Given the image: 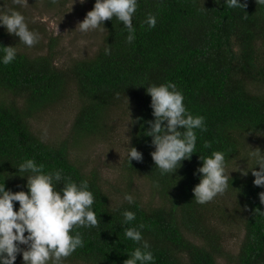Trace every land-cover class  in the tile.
Listing matches in <instances>:
<instances>
[{
	"label": "trees",
	"instance_id": "16d2710c",
	"mask_svg": "<svg viewBox=\"0 0 264 264\" xmlns=\"http://www.w3.org/2000/svg\"><path fill=\"white\" fill-rule=\"evenodd\" d=\"M42 1L49 7L65 3ZM86 2L91 11L95 0ZM149 13L157 18L152 29L141 27ZM133 25L136 39L128 44L123 25L116 19L105 21L107 31L93 55L59 66L57 37L51 36L48 44L41 42L37 54L34 46L26 47L0 27V45L17 49L13 63L0 65V183L4 181L6 190L26 192V178L15 168L30 158L43 164L46 172L63 169L77 183L88 181L100 224L77 229L84 247L64 264H124L127 253L137 246L125 239L124 229L140 223L145 225L142 234L155 264H264V214L259 213L264 212L259 200L264 188L254 186L250 171L243 176L232 168L248 156V142L264 144V134H257L264 133V5L247 0L245 9H230L224 0H138ZM107 44L109 55L104 51ZM166 82L176 84L186 109L203 116L207 129L196 130L195 152L172 178L161 177L155 169L151 138L144 135L146 122L154 119L145 87ZM71 87L79 109L68 135L63 140L46 139L35 125L46 110L71 102L67 97ZM121 112L130 113V147L143 156L141 162L130 164L125 157L124 188L73 156L90 142L109 140L114 116ZM205 142L211 148H204ZM213 151L225 152L226 171H233L224 193L229 199L217 196L200 205L192 193L200 179L194 173L202 166L199 157ZM253 166L245 163L240 170ZM135 178L146 181L152 196L134 197L130 205L123 196L134 195ZM157 181L159 188L153 186ZM124 210L135 212L131 224L123 223ZM225 225L236 228L229 238ZM234 236L241 238L237 254L228 248ZM15 264H22L20 255Z\"/></svg>",
	"mask_w": 264,
	"mask_h": 264
},
{
	"label": "clouds",
	"instance_id": "9594fccd",
	"mask_svg": "<svg viewBox=\"0 0 264 264\" xmlns=\"http://www.w3.org/2000/svg\"><path fill=\"white\" fill-rule=\"evenodd\" d=\"M51 2L56 3V0ZM85 2L80 0L82 4ZM255 2L264 5V0ZM12 3L19 7L28 4L27 0H12ZM224 5L230 9H245L247 0L244 3L241 0H224ZM137 9L138 0H95L93 9L78 23L76 30L80 33L107 31L105 21L116 19L127 30L125 42L131 44L136 39L133 19ZM156 23V16L149 13L141 22V27L146 24L152 29ZM0 27L17 37L19 43L26 47L31 48L39 43V33L30 30L25 16L15 9L0 10ZM104 51L105 55H109L111 46L107 44ZM16 58V46L0 45V65L8 66ZM145 88L151 98L150 108L154 118L146 122L148 129L144 132L145 136L151 138L150 146L154 148L150 153L151 159L161 177L172 178L182 167V162L190 160L195 152L196 130L201 133L207 130L205 118L194 116L186 109L183 93L175 83L150 84ZM204 148H211V144L205 142ZM249 149L248 159L254 162V166L250 170L239 171L243 176L250 171L254 186L264 188V152L259 148ZM142 159L141 152L128 146L129 164L132 160L141 162ZM199 159L202 166L196 169L194 175L199 174L200 179L192 193L195 202L204 205L224 194L231 178L226 174L225 152L213 151ZM257 166L258 171L255 170ZM15 169L17 175L26 178L27 191L6 190L4 181L0 183V264H15L18 255L22 257V264H64L66 258L84 247L83 237L77 229L96 228L100 224L93 208L95 197L88 181L84 179L77 183L70 176H65L63 169L46 172L43 164H37L31 158L25 159ZM58 185H62L59 190ZM153 186L159 188V182H154ZM123 199L130 205L134 203V197L130 194L125 193ZM259 200L264 205V192L259 193ZM16 202L18 209L14 210ZM120 214L124 224L136 220L133 211L124 210ZM144 227L140 223L124 229L125 239L137 245L127 253L128 259L124 264H155L154 254L142 234Z\"/></svg>",
	"mask_w": 264,
	"mask_h": 264
},
{
	"label": "rangeland",
	"instance_id": "374dc122",
	"mask_svg": "<svg viewBox=\"0 0 264 264\" xmlns=\"http://www.w3.org/2000/svg\"><path fill=\"white\" fill-rule=\"evenodd\" d=\"M7 3H10V1H7ZM27 3L24 7L16 5L13 8L12 3L6 4L0 1V10L15 9L21 12L25 16L28 26H35L37 30L34 31L38 32L39 35L40 33L44 35L33 48L37 54H39L40 45L43 47V44H48L51 36L57 37L59 41L57 50L60 53L55 65H64L74 59L91 56L102 44L104 31L94 30L88 33H80L79 30H76L78 23L82 22L87 12H89L87 2L82 4L80 0H65V3L57 4L54 7L45 5L42 0H27ZM33 49H31L32 53ZM44 54H46V50ZM68 96L71 100L70 103H62L46 110L39 123L33 122L36 123V131L41 132L46 139L63 140L68 135L70 126L75 119V113L79 109L78 98L73 87L70 88ZM123 114L124 116H122ZM129 120L130 113L121 112L116 114L112 123L113 129L109 132L111 135L109 140H95L90 142L85 148H79L73 152V156H80L84 159L85 167L88 170L91 168L99 169L101 174L106 179H109L111 183L118 182L121 185L119 188L126 186V182L123 180L125 174L122 171V164L127 156L128 146L130 147L131 142ZM249 147L252 149L259 148L261 152H264V144L258 143L257 140L247 143V152L250 150ZM239 161L233 165L234 171H239L245 163L246 166H252L254 163L248 159V156L244 160ZM226 174L231 177L233 171L227 170ZM134 188L133 197L148 199L152 196L151 189L144 179L135 178ZM218 196L220 198L222 196L224 200L229 199V194ZM223 227L226 228L225 233L228 238L231 237L230 230L236 232V228L230 227V225ZM240 237H243L242 233ZM228 244L229 250L237 254L239 245H241V238L234 236L229 239ZM222 263H225V261H222Z\"/></svg>",
	"mask_w": 264,
	"mask_h": 264
}]
</instances>
